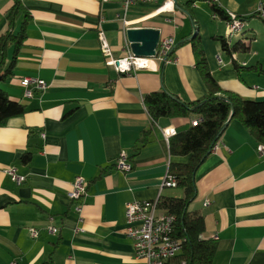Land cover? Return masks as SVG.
<instances>
[{
  "label": "crops",
  "instance_id": "0c3cea01",
  "mask_svg": "<svg viewBox=\"0 0 264 264\" xmlns=\"http://www.w3.org/2000/svg\"><path fill=\"white\" fill-rule=\"evenodd\" d=\"M19 1L24 12L14 33L28 17L27 38L12 78L0 89L27 112L0 127V264H146L136 259L126 236V205L180 198L179 188L162 189V183L171 164H185L189 157L171 155V138L167 141L164 131H186L197 117L154 121L145 97L166 91L189 104L208 91L191 44L176 50L163 76L158 63L120 75L106 64L98 33L104 31L121 58L130 46L126 32L131 28L157 29L161 39L178 43L193 35L192 23L172 3H136L124 15L121 0ZM178 1L185 9L192 4L197 34L220 87L244 100L264 101V73L256 71H264V23L252 18L264 0ZM211 3L251 18L243 35L231 42L250 46L248 53L235 54V63L215 40L228 38L229 28L213 18ZM14 5L15 0H0V39L10 30ZM13 53L10 47L9 59ZM25 77L49 87L26 99ZM145 133L148 141L140 145ZM258 145L241 121L230 119L196 173L191 210L205 219L202 239L217 242L213 264H264V158ZM123 152L133 164L128 174L117 168ZM10 168L26 177L22 185L6 174ZM78 177L88 187L82 221L69 197ZM49 227L60 231L51 234ZM32 228L40 231L38 239L30 236Z\"/></svg>",
  "mask_w": 264,
  "mask_h": 264
},
{
  "label": "trees",
  "instance_id": "16d2710c",
  "mask_svg": "<svg viewBox=\"0 0 264 264\" xmlns=\"http://www.w3.org/2000/svg\"><path fill=\"white\" fill-rule=\"evenodd\" d=\"M211 4L213 16L216 15L219 20L227 23L231 21L228 13L221 9L218 4ZM262 6L264 10V2ZM191 8L192 4L187 3L186 9L192 13ZM23 12L24 9L20 1L15 0L14 7L9 11L10 30L0 39V85L7 83L12 78L17 56L27 38L28 17L25 18L20 31L17 34L14 33L16 18ZM238 18L243 22H248L251 19ZM252 18H258L264 23L261 12H257ZM215 40L220 44L222 54L231 59L235 54L249 52L250 46L247 42L241 41L232 44L226 37H216ZM185 44L192 45L196 67L202 76L208 96L202 100L186 104L180 98L166 91H160L147 95L144 102L154 121L162 118L175 119L190 116H196L202 120L197 126H191L170 139V153L173 157H189L187 163H173L169 170V173L178 182L177 188L184 191V197L160 198V209L176 216L174 237L183 241L182 252L172 264H181L182 262L186 264H213L218 249L217 242L202 239L206 232L205 219L199 210H191L192 204L197 199L196 173L212 153L220 140V138L217 139L218 133L230 119L241 121L259 144L264 143V101L244 100L220 87L210 70L199 34L193 41L177 46L171 58L176 50ZM10 47H13L14 52L11 59H9ZM256 71L264 73L262 69H256ZM219 97H224L228 101L220 100ZM232 110H234V114L231 118ZM26 112L27 108L23 104L12 100L6 92L0 89V127H5L11 119L21 117ZM147 141L148 138L145 133L139 144L144 145ZM138 151L136 149V152ZM30 160V155L23 158L24 163H28Z\"/></svg>",
  "mask_w": 264,
  "mask_h": 264
},
{
  "label": "built area",
  "instance_id": "2783aa9c",
  "mask_svg": "<svg viewBox=\"0 0 264 264\" xmlns=\"http://www.w3.org/2000/svg\"><path fill=\"white\" fill-rule=\"evenodd\" d=\"M109 2L111 0H102ZM123 2L124 12L126 15L129 7L136 3L145 4H159L172 3V0H121ZM258 12L264 18V10L261 5ZM231 21L228 22V39L232 42L235 38L243 35L246 22L241 21L236 15L228 13ZM214 19H218L216 15ZM125 21V20H124ZM98 39L100 41L101 51L106 57V64L113 67L118 74L128 75L139 70L149 69L151 63L162 64L163 62L169 63L172 61L170 54L176 45L173 37L160 39L156 49V55L152 58H138L132 51L130 46H127L125 55L121 58H116L114 51L107 39L103 30H99ZM237 57L233 55L232 62H236ZM221 66L225 65L224 61L219 57ZM24 88V98L32 99L36 93L45 92L49 85L42 79L32 77H25L21 81ZM202 120L197 118L192 122L193 126H197ZM167 141L176 135L174 130L164 131ZM258 155L264 158V143H260L257 147ZM117 168L123 173H131L133 171V164L129 161L128 155L121 153L118 161ZM17 185H22L26 181V177L17 174L15 168L6 170ZM178 187V182L173 175L167 173L163 183L162 189L170 188L175 189ZM87 183L84 178L78 177L74 184L73 190L69 197L74 205L75 212L79 215L80 221L84 210V199L87 195ZM210 202L207 201L205 206H209ZM126 220V236L133 243L135 257L137 260L144 261L146 264H172L173 261L182 252V243L174 237V229L177 218L175 215L160 209V200L145 201V202H131L126 205L125 209ZM59 229L49 227L48 232L51 234H58ZM30 236L33 239L40 237V231L32 228L29 230ZM83 232V230H81ZM181 264H186L182 262Z\"/></svg>",
  "mask_w": 264,
  "mask_h": 264
},
{
  "label": "water",
  "instance_id": "95a60500",
  "mask_svg": "<svg viewBox=\"0 0 264 264\" xmlns=\"http://www.w3.org/2000/svg\"><path fill=\"white\" fill-rule=\"evenodd\" d=\"M174 3V8L185 15L190 22L192 23L194 32L193 35L186 40H183L178 43L173 49L181 44L193 41L197 35V28H196V23L194 20V17L190 11L185 9L182 5H180L178 0H172ZM126 38L127 41L130 45L132 53L138 57V58H152L156 55V49L158 47V44L161 39V32L160 30L157 29H152V28H131L127 30L126 32ZM173 54V52L170 54V56ZM167 63L163 62L161 64V76H163V72L165 69ZM218 99L223 100V101H228L224 97H219ZM203 104V103H202ZM234 110H232V116L233 117ZM230 121V120H229ZM228 121V123H229ZM228 123L220 130V132L217 135V139L221 138L222 134L226 130Z\"/></svg>",
  "mask_w": 264,
  "mask_h": 264
},
{
  "label": "rangeland",
  "instance_id": "374dc122",
  "mask_svg": "<svg viewBox=\"0 0 264 264\" xmlns=\"http://www.w3.org/2000/svg\"><path fill=\"white\" fill-rule=\"evenodd\" d=\"M177 191L180 193V198L184 196V192L181 189H178Z\"/></svg>",
  "mask_w": 264,
  "mask_h": 264
}]
</instances>
